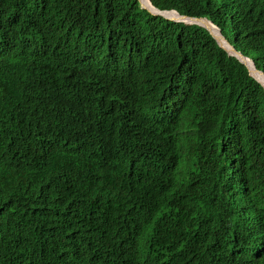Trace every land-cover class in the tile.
<instances>
[{
	"label": "trees",
	"instance_id": "1",
	"mask_svg": "<svg viewBox=\"0 0 264 264\" xmlns=\"http://www.w3.org/2000/svg\"><path fill=\"white\" fill-rule=\"evenodd\" d=\"M152 3L209 18L264 73V0ZM22 4L21 26L0 22V54L16 48L18 37L30 32L37 43L46 31L69 45L44 44L45 58L72 55L75 42L84 40L86 56L105 66L122 31L127 64L139 75L131 96L151 104L135 107L120 93L90 102L92 120L107 127L95 130L86 111L41 103L31 117L35 140L20 145L14 137L18 110L0 102V264H215L225 254L231 264H256L261 257L258 264H264L262 250L251 249L253 240L264 238V89L246 69L205 29L154 21L137 0ZM14 11L0 9V16ZM76 66L69 68L85 74ZM17 79L29 88L24 67L0 60V100L22 99ZM72 81L74 90L86 92L75 97L80 105L93 98L95 84L78 74ZM61 86L56 77L53 89ZM39 142L53 150L46 168L18 177L14 159ZM162 159L171 164L167 176L160 175ZM178 173L193 176L187 187L176 182ZM94 190L107 195L90 202L84 193ZM216 217L224 224L213 222L207 233L187 238V227L205 228ZM15 235L28 238L19 254L6 240ZM235 247L240 250L229 253ZM242 250L251 255L242 257Z\"/></svg>",
	"mask_w": 264,
	"mask_h": 264
},
{
	"label": "clouds",
	"instance_id": "2",
	"mask_svg": "<svg viewBox=\"0 0 264 264\" xmlns=\"http://www.w3.org/2000/svg\"><path fill=\"white\" fill-rule=\"evenodd\" d=\"M142 1L144 5L150 6L151 8H155L161 12L176 11L181 16L202 19L200 21L208 20L212 22L209 18L205 16L193 17V16L181 14L175 9H170V10L159 9L152 3V0H142ZM137 3L139 4L141 10L146 11L152 18L155 19L154 21H159L160 18H162L168 22H172V23H176V24H180L184 26H195L193 24H188V23L185 24L182 22L171 21L162 16H154L148 10L142 8L141 3L138 0H137ZM21 6H24L22 4V0H0V9H10L13 7L15 9L13 14H4L0 16V22L3 24L4 27L15 29L21 26L22 24V21H21L22 7ZM172 14L174 13H166L165 16L169 17L170 19H175L171 16ZM10 17H11V21H13L15 17L16 18L18 17V20H16L17 22L10 23ZM204 19H207V20H204ZM177 20H181V19H177ZM190 20L193 21L192 19ZM214 26H216L215 23H214ZM196 27H200V26L197 25ZM200 28H203V27H200ZM205 30L208 31L207 29ZM42 31H45V30H42ZM115 34L117 35V38H120V39L116 41L115 45L112 48H110L112 53L108 54L107 59L105 60L107 62V65L105 66L96 64L95 60H90V58L93 55L86 56L87 52H89L90 47L85 45L86 41L84 40H77L75 42V45L78 49L77 51L72 52V55L58 53V54H53L51 58H45L43 54L44 44H46L47 48L49 49L55 48L57 50L60 49L59 48L60 45L61 46L62 45L66 46L67 44L69 45L68 42L63 43V39L60 36L58 35L52 36L46 31L44 35L39 36V41L37 43L33 42L32 33L30 32L23 37H18L16 48H13L14 46H12L11 48L7 49L4 53L0 54L1 61L11 59V61L16 62L22 67H24L27 72L28 78L30 77V80H31L29 81V84H28L29 88H27L26 90V87H23L25 84V81H21V79H17L18 80L17 82H19L18 91L20 92V95L22 97L21 100H18L17 98L13 96H9L8 98L0 100L1 103L13 105L18 110L19 119H21L20 121L21 123L18 124L17 133L14 137H15V140L20 145L30 144L31 142L35 140V137L33 136V132L31 129V124H32L31 117H32V111L34 110V108H36L37 105L41 103H54V102H61V103H66V104L69 103V105H72L79 110L82 109L86 111L87 114L90 116L91 126L95 130H100V129L107 128V127L103 126L102 124L98 122H94L92 120V115L89 109L90 102H94L96 100L108 99L114 94L120 93L126 96L127 98H129L135 104V107L146 105L148 103L151 104L148 97L142 98L138 96H135V97L131 96V93L133 92V89L131 88L132 80L138 77L139 75L134 70L130 69L129 65L127 64L128 59L126 55V48H124L123 43H122L123 34L119 32H116ZM40 40L42 42H40ZM95 53L96 52H93V54ZM243 56L246 57L248 60H250L248 61L247 64L250 65V62H252L255 70L260 71L256 67L254 61L251 58L245 55ZM73 58L75 59L72 61H69ZM235 59L248 72L246 66L242 64L237 58ZM88 63L90 65H88ZM72 64L77 65L76 67L84 66L86 68L85 74L76 73L75 69L71 70L69 67ZM106 66H108L109 68H105ZM52 69L56 71L55 76L52 75V72H51ZM17 74L18 72H13L12 75L10 76H17ZM75 74L79 75L80 81H83L86 84H95L98 87L95 93L93 94V98L90 99L87 103H84L81 105L78 100L76 101L75 97L84 96L86 92L76 91L73 89L72 80H74ZM248 75L250 76L249 72H248ZM56 77L62 81V86L58 90L53 89V84H54ZM251 78L254 81H256L253 77ZM260 86L263 88L262 85ZM160 106H162L165 110L171 109L170 103L165 102V101H160ZM169 115L174 116L175 118L182 117L180 113H177V114L169 113ZM41 144L42 142H39L37 144V146L34 149L35 151L33 152L29 151L26 154H24L22 158L14 159L16 163V167H17L16 173L18 177H20L24 173L31 174L33 170L43 171L46 168L49 162V159L53 153V150L49 148H42ZM42 153L43 154L47 153V155H43L44 158L40 159V157L42 156ZM162 160H163V164H160V175L167 176L171 172V164L168 159H162ZM35 162H37V164H34ZM192 178L193 176L190 173L183 174V177H181L180 174L178 173L176 176V182L180 183L181 185H184V187H187L190 181L192 180ZM176 185L180 186L179 184H176ZM69 190H71V188ZM99 194L102 195L103 197L107 195V193H105L103 190L95 191L93 194H89V195L88 193H84V195L88 197L90 202H95V200H97V198L100 197ZM46 200H47V195H46ZM249 216L250 215H246V218H249ZM213 222H215L218 225L224 224L223 221H220V219L216 217L215 219H211L205 222L206 224H208L207 227L205 228L197 229L196 226L187 227L185 230L187 238L192 239L204 233H207L211 228L214 227V225H209V224H214ZM200 231L202 232L201 234L199 233ZM9 239L12 240V244L10 245L12 251L15 253L17 252V254L21 253L24 250L23 245H25L28 242V238L22 235L6 237V240H9ZM260 239L261 240L259 239L253 240L255 246L251 247V249L253 251L254 248H259L264 253V238H260ZM215 250L217 251L219 250V248L217 247L215 248ZM239 250H240V247H235L233 250H230L229 253L235 254V252L237 253ZM241 252L242 253L244 252V254H242L244 256L242 257H245V258L251 255L250 251L248 250H244V251L242 250ZM212 255H213V251L208 252L207 254L208 259L211 258ZM260 259H262V257ZM260 259L256 261V264H258ZM229 261H231L230 254H225L223 259L217 260L215 264H222V262H224L225 264H231Z\"/></svg>",
	"mask_w": 264,
	"mask_h": 264
},
{
	"label": "water",
	"instance_id": "3",
	"mask_svg": "<svg viewBox=\"0 0 264 264\" xmlns=\"http://www.w3.org/2000/svg\"><path fill=\"white\" fill-rule=\"evenodd\" d=\"M141 3L142 8L148 10L152 15L154 16H162L168 20L171 21H175V22H182L185 24H198V26L203 27L205 29H207L209 31V33L212 35V37L217 41L218 45L223 48L231 57H236L242 64H244L250 74L251 77H253L260 85L263 86L264 88V73L262 71H258L255 70L256 73L261 74L260 78H257L256 75H253L248 67V60L246 57H244L241 53H239L222 35H221V31L214 26V23L208 21H200L202 19H196V18H190L187 16H181L179 13H177L176 11H165V12H161L155 8H151L150 6L144 5L142 0H138ZM166 13H174L182 18L185 19H192V22H186L184 20H177V19H170L169 17L165 16ZM205 22V23H204ZM208 23H210L209 25H207ZM213 27V29H212ZM119 33L123 34L122 31H118ZM95 192V190L93 192H89V194H93Z\"/></svg>",
	"mask_w": 264,
	"mask_h": 264
},
{
	"label": "bare ground",
	"instance_id": "4",
	"mask_svg": "<svg viewBox=\"0 0 264 264\" xmlns=\"http://www.w3.org/2000/svg\"><path fill=\"white\" fill-rule=\"evenodd\" d=\"M171 16L173 18H175V19H181V20H185L186 22H192L190 19L180 18L176 14H172ZM207 25H209V23ZM250 65H251V70H252L253 74H255L257 78H260L261 77V74L255 72V68H254V65H253L252 62H250Z\"/></svg>",
	"mask_w": 264,
	"mask_h": 264
},
{
	"label": "rangeland",
	"instance_id": "5",
	"mask_svg": "<svg viewBox=\"0 0 264 264\" xmlns=\"http://www.w3.org/2000/svg\"><path fill=\"white\" fill-rule=\"evenodd\" d=\"M193 25H195V26H197L198 24H193ZM222 50L224 51V52H226L223 48H222ZM227 53V52H226ZM228 54V53H227ZM229 55V54H228ZM230 56V55H229ZM233 57V56H232ZM231 57V58H232ZM236 58V57H235ZM248 67H249V69H250V71H251V73L253 74V72H252V70H251V66L248 64ZM253 75H255V74H253Z\"/></svg>",
	"mask_w": 264,
	"mask_h": 264
}]
</instances>
